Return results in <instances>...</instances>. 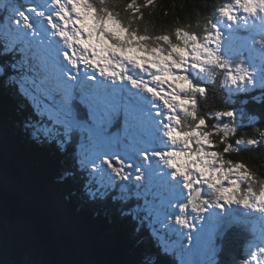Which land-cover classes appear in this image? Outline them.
<instances>
[{"label":"snow or ice","instance_id":"obj_1","mask_svg":"<svg viewBox=\"0 0 264 264\" xmlns=\"http://www.w3.org/2000/svg\"><path fill=\"white\" fill-rule=\"evenodd\" d=\"M153 3L9 4L0 9V78L28 104L35 143L71 146L75 171L61 179L80 172L90 202L119 203L137 232L148 229V264H221L236 229L246 233L240 264H264V176L228 158L264 148L258 128L231 139L260 120L231 105L264 90V0H222L195 29L142 26ZM218 77L225 107L205 111ZM192 246L202 259L184 258Z\"/></svg>","mask_w":264,"mask_h":264},{"label":"trees","instance_id":"obj_2","mask_svg":"<svg viewBox=\"0 0 264 264\" xmlns=\"http://www.w3.org/2000/svg\"><path fill=\"white\" fill-rule=\"evenodd\" d=\"M114 2L122 7L128 0ZM137 2L143 4L144 0ZM221 2L154 0L153 5L142 9V26L158 30L191 24L195 29L197 21L210 15L213 6ZM15 3L27 4L21 0ZM4 59L7 57H0V63ZM221 79L209 85L214 91L202 102L205 111L225 107L227 94L219 83ZM233 99L236 103L231 106L246 109V119L255 115L260 120L241 127L232 141L252 135L254 128L264 130V90L257 88ZM241 100L247 103L242 105ZM30 114L28 104L0 78V199L4 214L11 222L18 221L29 239V257L22 264H148L147 257L156 251V241L148 229L142 227L137 232L136 221L119 215V203L113 204L110 199L90 202L80 172L61 179L66 171H75L71 146L67 152H60L54 145L35 143L24 126ZM228 158H242L264 176V148L232 152ZM235 232L228 251L218 257L221 264H240L246 254V233L243 229ZM10 251L13 263L21 264L17 248L11 246ZM171 264L179 262L172 260Z\"/></svg>","mask_w":264,"mask_h":264},{"label":"rangeland","instance_id":"obj_3","mask_svg":"<svg viewBox=\"0 0 264 264\" xmlns=\"http://www.w3.org/2000/svg\"><path fill=\"white\" fill-rule=\"evenodd\" d=\"M21 1L23 2V4L28 3V0ZM15 2L16 0H0V5L1 7L5 8L9 4L17 5ZM245 55L247 56L249 55V53L245 52ZM256 63L258 64L259 61L257 60ZM12 221L13 222H11L10 219L4 214L2 200L0 199V249L2 250V254H0V264H14L12 260L13 257L11 256L10 251L11 246L17 248L18 252L20 253V259L18 258L19 263H24V259H27V257H29V239L27 238L26 233H24L23 230L20 228V224L18 223V221ZM164 238L172 239L173 237L167 235ZM184 243L187 244V240H185ZM178 252H181V250L178 249ZM182 254L184 258L189 261H194L203 258V250L196 246H192L190 252Z\"/></svg>","mask_w":264,"mask_h":264}]
</instances>
